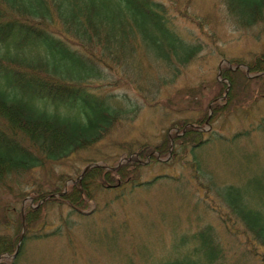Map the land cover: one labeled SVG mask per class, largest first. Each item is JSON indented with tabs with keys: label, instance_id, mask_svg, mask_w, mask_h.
Segmentation results:
<instances>
[{
	"label": "trees",
	"instance_id": "obj_1",
	"mask_svg": "<svg viewBox=\"0 0 264 264\" xmlns=\"http://www.w3.org/2000/svg\"><path fill=\"white\" fill-rule=\"evenodd\" d=\"M222 1L225 8L220 13L234 28L264 23V0ZM180 3L0 0V192L8 195L0 201V264H18L27 242L62 233V225L52 228L47 224L43 211L48 205H67L70 213L82 214L91 210L99 192L113 191L116 200L123 189L147 187L160 178L173 177L165 173L139 180L143 161L158 162L168 154L167 162L190 154L191 166L200 171L197 150L219 137L214 133L219 131L206 127L225 113L241 112L249 125L230 137L217 138L223 143L234 144L252 132L264 133V110L252 113L246 105L252 94L251 81L258 85L252 102L264 100L263 48L247 62L230 59L234 68L222 66L220 77L226 82H217L201 112L192 105L199 114L182 120L178 132L164 133L153 146L141 144L135 155L118 166L98 164L80 177L82 171L74 178L61 173L53 181L24 188L27 173L91 148L107 136L125 112L113 100L114 89L132 86L143 92L146 104L155 100L164 108L191 104L193 88L179 87L176 80L181 68L206 46L196 28L204 32L212 22L210 14L201 19L189 10L190 0ZM207 34L214 35L210 30ZM243 63L250 77L237 66ZM109 74L114 77L107 80L108 89L101 91L92 85L94 79ZM261 155L264 158L263 151ZM251 186L227 184L217 204L203 202L205 211L216 215L228 236L236 240L237 249H242L231 264H264L263 179L257 181V188ZM215 234L211 224L200 227L175 246L173 258L160 264H228L225 245ZM18 244L14 260L2 259L12 255Z\"/></svg>",
	"mask_w": 264,
	"mask_h": 264
},
{
	"label": "rangeland",
	"instance_id": "obj_2",
	"mask_svg": "<svg viewBox=\"0 0 264 264\" xmlns=\"http://www.w3.org/2000/svg\"><path fill=\"white\" fill-rule=\"evenodd\" d=\"M180 2L184 3L185 0ZM188 5L189 10L197 13L201 19L210 14L212 22L211 27L207 24L204 32L196 28L198 39L206 46L191 63L181 68L176 80L179 87L193 88L191 104L186 106L189 103L184 102L178 108H164L155 100L151 105L146 104L143 92L135 91L132 86L123 85L114 89L115 104L125 109L114 128L91 148L27 173L23 178L26 190L34 187L35 182L53 181L61 173L74 178L76 173L91 163L107 167L118 165L135 155L141 144L153 146L164 133L178 132L182 120L197 116L194 114L196 108L192 105H197L201 112L209 97L215 93L217 82H226L220 77L222 66L234 68L230 59L247 62L264 48V23L254 28H234L220 13L225 8L222 0H190ZM209 30L214 33L213 36L207 34ZM237 66L243 67L248 77L252 75L244 63ZM107 77L94 79L92 85L101 91L108 89L106 82L114 76L109 74ZM250 83L252 94L247 97L246 105L252 113L258 114L264 110V100L256 99L257 105L252 102L257 97L258 85H253L254 81ZM208 112L210 117V109ZM248 125L243 114L235 112L223 114L206 128L208 131H219H214L219 136L217 138H227ZM217 138L197 150L200 171H196L194 164L191 166L190 154H186L182 160L167 162L168 154L158 162L143 161L139 180L148 181L165 173L173 177L160 178L147 187L141 185L130 191L129 187L123 189L116 200H113V191L99 192L91 210L82 214L70 213L67 205H48L43 211L44 218L52 228L62 225V233L27 242L18 264H160L175 256V246L182 239L187 241L185 236L208 224L214 228L217 239L225 245L227 263H233L242 249H237L236 240L228 236L216 215L205 211L203 202L217 204L219 192L227 184L257 188L259 179H263L264 183V158L261 157L264 133L252 132L249 137L239 138L234 144L223 143L224 140ZM128 152L133 153L128 156ZM89 158L93 160L85 161ZM254 177L256 179L251 181ZM176 179L179 182H175ZM6 196L0 192V201H4ZM27 200L33 202L30 198ZM2 215L0 207V217ZM65 219L68 223H64ZM237 240L241 241L242 238ZM15 258L2 256L6 260Z\"/></svg>",
	"mask_w": 264,
	"mask_h": 264
},
{
	"label": "water",
	"instance_id": "obj_3",
	"mask_svg": "<svg viewBox=\"0 0 264 264\" xmlns=\"http://www.w3.org/2000/svg\"><path fill=\"white\" fill-rule=\"evenodd\" d=\"M120 163H121V162H119L118 165H119ZM94 165H97V164H95V163H91V164L86 165V166L83 168L82 172L80 173L79 177L83 174V172H84L85 170H87L89 167L94 166ZM118 165H117V166H118ZM18 247H19V244L17 245V247H16V249H15V252L11 255L13 258H15V256H16L17 253H18Z\"/></svg>",
	"mask_w": 264,
	"mask_h": 264
}]
</instances>
